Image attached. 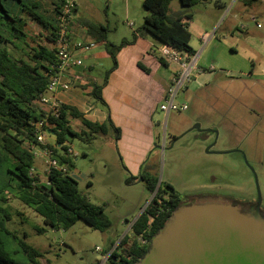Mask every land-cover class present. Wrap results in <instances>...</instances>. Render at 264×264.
Masks as SVG:
<instances>
[{"label": "rangeland", "instance_id": "374dc122", "mask_svg": "<svg viewBox=\"0 0 264 264\" xmlns=\"http://www.w3.org/2000/svg\"><path fill=\"white\" fill-rule=\"evenodd\" d=\"M109 2L77 0L76 18L102 20V24L109 28L108 40L118 44L123 37L132 34L128 31L131 29L129 23H134L132 29L141 25L137 10L144 8L133 0V14L126 17L118 1ZM214 2L202 1L188 9L191 14L188 20L190 44L195 51L202 45L199 31L209 30L214 24L218 28L216 34L219 39L221 32L226 37L224 27L227 23L237 29L244 24L242 12L225 13L224 9L216 8ZM169 7L172 11L179 10V1L171 0ZM25 29L30 37L40 38L39 35L43 33L37 24L29 20ZM79 40L89 43L90 48L81 49L79 54L81 60L91 66V76L101 84L112 60L106 54L103 43L95 42L86 32L82 31ZM234 41V38H226L222 43L225 46L217 47V55H214L213 49L207 54L208 66H214L217 73L208 87L192 91L191 86L187 91L184 89L185 92L180 90L175 96L174 100L179 105L186 104L185 109L168 114L156 110V139L148 161L149 172L157 178V184H170L184 200L217 196L244 203L245 206L246 203L257 202L259 194L260 208L264 209L263 114L257 113L255 99L238 97L234 92L227 94L224 92L226 89L231 92L227 88V81L221 82L222 79H230L225 78L221 70L229 57L228 45ZM214 56L216 60H213ZM211 125L213 131H207L206 128ZM110 130L111 134L93 135L89 140L72 138V163L69 167V174L76 179L79 189L89 201L103 207L110 222L109 227L101 231L77 220L67 229H53L44 224L30 207L10 194L7 203L3 204L9 214L5 226L16 238L5 234L3 242L13 264H30L18 243L23 237L28 245L42 253L40 264H110L104 260L107 246L110 242L116 245L124 234L130 233L131 223L153 196L139 176L131 183L126 182L130 173L120 161L113 130ZM51 136L47 135L46 139ZM3 169L0 168V184L7 175ZM33 173L41 181L46 180L47 165L44 159L35 158ZM37 229L43 231L38 232Z\"/></svg>", "mask_w": 264, "mask_h": 264}, {"label": "trees", "instance_id": "16d2710c", "mask_svg": "<svg viewBox=\"0 0 264 264\" xmlns=\"http://www.w3.org/2000/svg\"><path fill=\"white\" fill-rule=\"evenodd\" d=\"M170 1L142 0V6L147 12L142 24L130 39L123 38L118 44L107 40L108 26L82 19L83 26L87 27V34L95 42L103 43L112 60L102 83H90L89 95L102 106L107 108L101 89L107 82L108 74L117 65L116 54L121 47L133 42L137 35H150L158 44H166L188 54L195 53L190 45L188 20L191 19V14L188 9L207 0H178L180 9L173 11L169 7ZM64 2L65 0H0V168H4L3 171L7 174L0 184V264H13L3 242L5 234L16 238L5 226L9 221V214L3 204L7 203V196L10 194L30 207L42 218L44 224L53 229H67L77 220L101 231L110 225L103 207L90 202L79 189L76 179L69 174L72 138L89 140L93 135L107 134L109 129L113 130L115 140L119 138L120 129L109 116L105 123H91L83 119L75 108L62 104L57 117L47 116V120L53 125L50 134L55 141L45 142L58 167L48 169L45 181H41L31 170H34L36 158L32 147L38 145L33 123L47 113L37 104V100L40 94L46 92L50 77L56 71L58 60L53 44L59 30L57 15ZM27 20L43 30L40 38L27 34ZM29 40L34 44L31 45ZM141 67L143 68L142 65ZM68 117L80 119L87 131L77 132L72 129ZM149 169L150 165L145 160L138 176L153 196L131 223L130 233L124 234L109 254L107 260L110 264L138 262L148 251L151 237L158 232L179 203L184 201L170 184H157V178L150 174ZM134 180L136 177L130 175L126 182ZM138 238L145 243L142 244ZM24 239L18 240V243L30 264H40L42 253L28 245Z\"/></svg>", "mask_w": 264, "mask_h": 264}, {"label": "crops", "instance_id": "0c3cea01", "mask_svg": "<svg viewBox=\"0 0 264 264\" xmlns=\"http://www.w3.org/2000/svg\"><path fill=\"white\" fill-rule=\"evenodd\" d=\"M117 1L121 4L120 9L125 11L126 17L133 14L131 10L133 0H110L109 3ZM135 1L142 5V0ZM225 1L215 0L214 6L224 9L225 13L242 12L244 24L240 29H237L236 26L231 27L227 23L224 27L226 37L221 32L219 39H217L218 35L216 34L218 28L214 24L209 28V30L212 29L211 32L209 30L198 32L202 45L197 51L191 46L197 56L198 72L193 75L185 91L191 86L192 91H201V88L208 87L217 73H215L214 66H208L210 64L207 63V54L213 49L214 55H217V47L223 46L222 43L226 38H234V43L228 45L229 57L224 64V69L221 70L225 78H230L221 80V82L227 81V88L231 90L229 92L226 89L224 92L227 94L234 92L238 97L255 99L254 105L257 107V113L263 114L262 119H264V0ZM77 6L76 4L74 21L69 26V39L71 44L81 42L90 48L88 42L79 40L82 31L87 34V27L83 26L82 18H76ZM137 11L139 12V21H143L147 14L146 10L139 9ZM259 20L261 23H257ZM101 21L92 22L102 24ZM133 24L129 23L131 29L128 30L132 34L139 27L132 29ZM203 34L208 35L205 41L201 39ZM131 35L123 38L130 39ZM87 36L90 37L88 34ZM109 42L116 43L112 40ZM47 45L50 46V43L47 42ZM158 47L159 44L152 36L137 35L133 42L119 49L116 54L117 65L108 74L107 82L101 89V95L107 108L99 106L100 103L96 100L92 101L94 98L89 95L90 83H98L91 76V66L86 65L83 59L81 66L75 67L69 72L71 87L67 90H58L55 93L57 100L75 108L88 122L102 124L107 122L108 116L110 117L113 124L120 129L119 138L114 139L120 161L125 170L135 177L140 173L141 164L145 160L150 161L154 148L153 143L156 139L155 112L160 110L159 105L165 96L171 74L177 70L176 64L168 62L158 55ZM72 53L81 59L79 49L73 47ZM106 54L108 55L107 52ZM214 57L213 60H216V56ZM171 65H173L172 68ZM168 67L171 68L170 71L167 70ZM68 120L75 131H87L80 119L68 117ZM213 129L212 125L206 128L207 131L211 132ZM111 132L109 129L107 133L111 134ZM46 140L49 143H54L55 138L52 135ZM114 247L115 245L110 242L107 250H105L106 254Z\"/></svg>", "mask_w": 264, "mask_h": 264}, {"label": "water", "instance_id": "95a60500", "mask_svg": "<svg viewBox=\"0 0 264 264\" xmlns=\"http://www.w3.org/2000/svg\"><path fill=\"white\" fill-rule=\"evenodd\" d=\"M135 264H264L259 194L249 208L213 198L181 201Z\"/></svg>", "mask_w": 264, "mask_h": 264}, {"label": "built area", "instance_id": "2783aa9c", "mask_svg": "<svg viewBox=\"0 0 264 264\" xmlns=\"http://www.w3.org/2000/svg\"><path fill=\"white\" fill-rule=\"evenodd\" d=\"M75 7L76 0H65L60 8L59 14L57 15L59 30L53 47L55 48L58 63L55 73L50 77L49 83L47 84L46 92L40 94L37 100V104L47 113L44 117L33 123L38 145L32 147V152L35 157L44 159V162L47 165V171L49 168L58 167L56 160L51 155V151L45 146L46 137L50 134L51 127H53V125L47 120V116H58L59 108L62 103L55 98V93L58 90H67L71 87L69 72L73 68L82 65L81 59L73 55L72 48L74 47L79 50L89 49L87 44L81 42L71 44L70 42L69 26L74 21ZM207 37V34L201 35L203 41H205ZM158 55L162 59L177 65V70L171 74L169 85L165 91L163 101L159 105V109L166 114L171 111L183 110L186 108V104L183 103L182 105H179L174 99L180 90L183 91L188 86L193 75L198 72L196 63L197 56L195 54H188L185 51H179L166 44H159ZM69 152L72 153L70 148ZM61 169L63 171L65 170L63 167H61ZM31 170L33 171V169ZM138 240L142 244L145 243L141 238H138ZM96 250L101 251L99 248H96ZM113 250L114 249L104 256V260L108 259L109 254Z\"/></svg>", "mask_w": 264, "mask_h": 264}, {"label": "flooded vegetation", "instance_id": "af4514ba", "mask_svg": "<svg viewBox=\"0 0 264 264\" xmlns=\"http://www.w3.org/2000/svg\"><path fill=\"white\" fill-rule=\"evenodd\" d=\"M202 198H213V199H220V200L229 201V202H235V203L239 204L241 207H244V208H249V207L254 206L256 204V202L255 203H246L245 206H244V203H240V202L232 200V199H226V198L217 197V196H206V197H202ZM261 210L264 213V209L261 208Z\"/></svg>", "mask_w": 264, "mask_h": 264}]
</instances>
